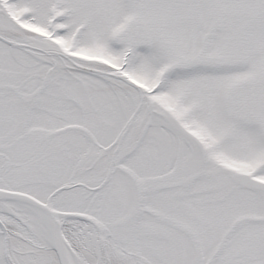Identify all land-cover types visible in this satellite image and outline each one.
Wrapping results in <instances>:
<instances>
[{
    "label": "snow or ice",
    "instance_id": "6c2138e0",
    "mask_svg": "<svg viewBox=\"0 0 264 264\" xmlns=\"http://www.w3.org/2000/svg\"><path fill=\"white\" fill-rule=\"evenodd\" d=\"M0 264H264V0H0Z\"/></svg>",
    "mask_w": 264,
    "mask_h": 264
}]
</instances>
